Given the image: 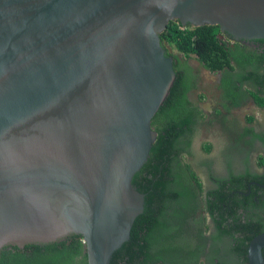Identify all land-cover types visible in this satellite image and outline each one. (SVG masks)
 <instances>
[{"label":"water","instance_id":"water-1","mask_svg":"<svg viewBox=\"0 0 264 264\" xmlns=\"http://www.w3.org/2000/svg\"><path fill=\"white\" fill-rule=\"evenodd\" d=\"M171 21L264 40V0H0V252L81 237L110 264L174 82ZM264 233L247 248L264 264Z\"/></svg>","mask_w":264,"mask_h":264},{"label":"trees","instance_id":"trees-1","mask_svg":"<svg viewBox=\"0 0 264 264\" xmlns=\"http://www.w3.org/2000/svg\"><path fill=\"white\" fill-rule=\"evenodd\" d=\"M159 38L163 47L167 44L176 52L169 53L164 47L173 59L175 79L151 122L156 139L149 158L132 179L133 187L144 195L143 212L110 264H248L249 242L264 233V201L246 196L248 183L256 179L248 173L234 175L229 163L226 175H209L211 185L202 189L193 166L184 161L199 131L191 128L190 117L197 110L189 102L197 74L179 56L194 59L210 73L232 69L231 62L245 69L254 59L239 43L230 47L227 41L232 39L217 26H182L171 21ZM257 62L264 67V57ZM227 96L237 100L232 91ZM257 102L262 105L261 100ZM252 132L239 134L235 129L239 134L235 147ZM197 167L202 171L204 164ZM251 190L258 189L251 186ZM83 251L81 237L73 235L56 243L5 248L0 264H87Z\"/></svg>","mask_w":264,"mask_h":264},{"label":"flooded vegetation","instance_id":"flooded-vegetation-1","mask_svg":"<svg viewBox=\"0 0 264 264\" xmlns=\"http://www.w3.org/2000/svg\"><path fill=\"white\" fill-rule=\"evenodd\" d=\"M227 43L230 47L239 43L246 48V52L254 59L253 64L245 69H240L235 63L231 62L232 69L227 68L213 73L215 81L214 86L217 89L219 98L218 105L214 108L219 114L220 127L223 125L232 136L230 137L229 143L223 145L221 151L212 157H199L193 150L191 144L189 149L191 155H189V159L193 167H197L198 164L202 162L204 164L202 171L203 173L205 172L206 175L207 173L215 177L226 175L229 169L227 166L228 163L234 175L239 173L250 174L256 180L248 183V193L246 196L252 195L254 200L260 197L261 201H264V67L257 62V60L264 57V40H245L237 42L229 39ZM179 58L185 61L187 66L195 70L197 74V85L199 82L198 67L195 68L189 64L187 62L188 60L182 59V56H179ZM182 64H184V62H182ZM249 76H252L251 80L248 79ZM194 91L195 90H192L190 94ZM227 91H232L237 94L236 102L227 96ZM250 92L256 94L257 97L254 98L250 96ZM190 94L189 102L197 110V112H194L192 117H190L191 128L196 129L200 128L202 124L201 118L199 119V112H202L203 108L201 109L200 105ZM260 100L262 101V105L257 102ZM248 101L260 112V119H257L255 116L252 119L253 124L251 127H239L234 123V120L230 118V114ZM235 129L239 134L245 133V130H251L253 131V135L248 134L244 136L243 142H240L238 146L235 147V140L239 135L235 133ZM244 141H248L250 145L244 144ZM254 153L256 157H252ZM261 158L263 160L262 164ZM257 182H263V184L260 185ZM209 184L211 185V182H209ZM251 186H256L258 190L252 191Z\"/></svg>","mask_w":264,"mask_h":264},{"label":"rangeland","instance_id":"rangeland-1","mask_svg":"<svg viewBox=\"0 0 264 264\" xmlns=\"http://www.w3.org/2000/svg\"><path fill=\"white\" fill-rule=\"evenodd\" d=\"M164 47L169 53H176L167 44H164ZM187 62L195 68L198 67L199 82L194 89L195 91L191 93L190 96L200 105L201 109L203 108L201 112L202 124L192 141L193 150L201 158L212 157L221 151L223 145L229 143L232 135L223 125L220 127L219 114L215 110L219 98L217 89L214 86L215 81L213 73L199 67L194 59H190ZM255 116L257 119H260V112L257 111L256 107L250 101L246 102L238 109H235L230 114V118L234 120V123L244 128L246 126V128L252 126V119ZM252 155V157H256L255 153ZM183 157L184 161H188L191 164L188 155ZM193 169L201 179L203 184L202 189L208 188V186H210L208 180L210 174L207 173L206 175L205 172L203 173L198 167H193Z\"/></svg>","mask_w":264,"mask_h":264}]
</instances>
